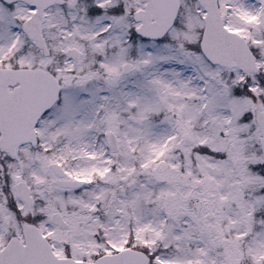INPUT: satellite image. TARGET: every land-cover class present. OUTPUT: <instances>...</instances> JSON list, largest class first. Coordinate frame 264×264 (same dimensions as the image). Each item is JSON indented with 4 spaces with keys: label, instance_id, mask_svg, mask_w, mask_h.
<instances>
[{
    "label": "snow or ice",
    "instance_id": "1",
    "mask_svg": "<svg viewBox=\"0 0 264 264\" xmlns=\"http://www.w3.org/2000/svg\"><path fill=\"white\" fill-rule=\"evenodd\" d=\"M0 264H264V0H0Z\"/></svg>",
    "mask_w": 264,
    "mask_h": 264
}]
</instances>
